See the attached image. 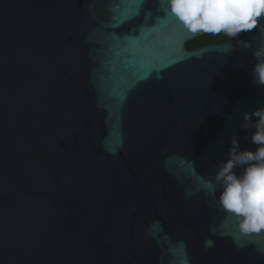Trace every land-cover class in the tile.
Listing matches in <instances>:
<instances>
[{"label": "water", "instance_id": "water-1", "mask_svg": "<svg viewBox=\"0 0 264 264\" xmlns=\"http://www.w3.org/2000/svg\"><path fill=\"white\" fill-rule=\"evenodd\" d=\"M256 29L187 49L205 32L168 0H0V264H264V230L208 187L233 135L256 148ZM177 57L120 106L135 68Z\"/></svg>", "mask_w": 264, "mask_h": 264}, {"label": "clouds", "instance_id": "clouds-1", "mask_svg": "<svg viewBox=\"0 0 264 264\" xmlns=\"http://www.w3.org/2000/svg\"><path fill=\"white\" fill-rule=\"evenodd\" d=\"M168 8L193 34L224 33L235 38L257 28L264 18V0H168ZM252 56V82L264 87V45L254 49ZM241 116L242 127L253 130L250 140L257 147L241 151L233 135L228 158L216 166L210 184L219 186V204L235 220L238 231L253 234L264 230V106ZM237 167H243L242 174L234 171ZM212 246L213 241H205L206 248Z\"/></svg>", "mask_w": 264, "mask_h": 264}, {"label": "snow or ice", "instance_id": "snow-or-ice-1", "mask_svg": "<svg viewBox=\"0 0 264 264\" xmlns=\"http://www.w3.org/2000/svg\"><path fill=\"white\" fill-rule=\"evenodd\" d=\"M128 5L131 7L135 8V12L136 14L139 13L140 8L142 7V5L146 2V0H127ZM131 16H128L126 19H130ZM114 19H116L114 17ZM120 23L124 22V19L119 21ZM161 28L160 30H163V27L167 26L166 22H161ZM114 26H119L118 24L114 25ZM184 35V28L180 27L179 25H176L175 29L173 30V38L174 40H179L182 39ZM117 39L119 40V37H117ZM184 40V39H183ZM174 47V45L172 47H170V49H172ZM170 54H172L171 52H169ZM180 60L179 57H177L176 59H172L169 60L168 62H157V63H153L151 65H141L137 68H135V73L134 76L132 78V81L129 83L128 87L119 94L118 100H119V104L122 107L123 104L126 102L127 100V96L130 93L131 90H133L135 87L139 86L140 83L150 79L152 77L153 74L159 76L162 71L167 70L169 67L174 66L176 63H178ZM137 72H141L142 75L137 76ZM209 188H212L211 184H208ZM182 243V242H181ZM181 264H189V261L187 260V256L185 254V256L182 258L181 260Z\"/></svg>", "mask_w": 264, "mask_h": 264}, {"label": "trees", "instance_id": "trees-1", "mask_svg": "<svg viewBox=\"0 0 264 264\" xmlns=\"http://www.w3.org/2000/svg\"><path fill=\"white\" fill-rule=\"evenodd\" d=\"M257 32H258V29L255 28L252 31L241 32L235 38L228 37L224 33L213 34V33H206L205 32L204 34L199 35V36L187 41L186 47H187V49H193V48L198 47L200 45H205V44H210V43H215V42H221V41L229 40V39H241L242 37H248V36H251ZM255 149L253 151H255Z\"/></svg>", "mask_w": 264, "mask_h": 264}]
</instances>
